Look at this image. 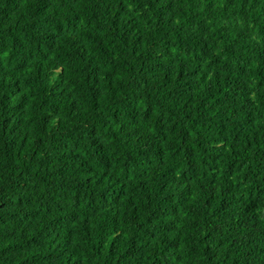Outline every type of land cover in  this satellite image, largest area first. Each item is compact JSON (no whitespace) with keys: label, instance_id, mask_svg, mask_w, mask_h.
I'll return each mask as SVG.
<instances>
[{"label":"trees","instance_id":"1","mask_svg":"<svg viewBox=\"0 0 264 264\" xmlns=\"http://www.w3.org/2000/svg\"><path fill=\"white\" fill-rule=\"evenodd\" d=\"M0 264H264V0H0Z\"/></svg>","mask_w":264,"mask_h":264}]
</instances>
